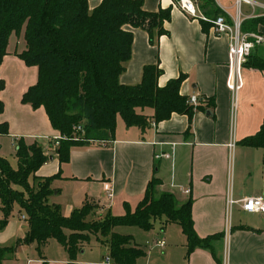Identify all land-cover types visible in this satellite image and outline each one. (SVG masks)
<instances>
[{"label": "crops", "instance_id": "crops-1", "mask_svg": "<svg viewBox=\"0 0 264 264\" xmlns=\"http://www.w3.org/2000/svg\"><path fill=\"white\" fill-rule=\"evenodd\" d=\"M102 1L88 0L90 11ZM142 1L147 12L171 11V20L164 24L169 34L158 36L154 30L151 42L148 32L131 30L132 56L120 82L138 85L144 68L156 64L162 71L158 81L161 88L183 76L181 96L189 99L196 95L200 100L191 119L174 113L170 119L155 123L154 110L147 108L141 111L146 116L145 125L128 127L119 116L114 140L74 147L69 162L61 164L52 144L60 133L52 127L45 108L33 109L22 101L38 81V68L27 66L17 56L25 43L14 35L0 68V81H5L0 93L4 105L0 124H7L9 129L0 138L9 140L14 154L20 140L42 146L50 159L35 176H60L52 182L49 201L59 205L65 217L87 202L99 207V215L123 216L126 205L136 209L153 179L160 181L158 195L171 193L180 204L191 201L195 231L202 240L212 239L210 245L188 254V240L181 226L164 225L165 219L155 222L148 247L140 245L137 231L118 232L117 227L115 232L131 235L134 245L145 251L146 256L136 264H264V210L247 213L242 204L245 198H264V149L242 144L256 135L264 122V71L251 65L235 70L230 38L216 35L210 23L187 16L173 0ZM214 1L221 11L236 16L234 0ZM254 1V6L241 5L243 21L264 17V1ZM206 16L212 18L209 12ZM259 33L264 34V25ZM252 55L264 58V46ZM165 154L170 158H157ZM23 216L16 207L7 226L0 230V249L26 236L28 226ZM160 240L166 242L165 247L157 246ZM52 241L43 248V257L38 254L30 259L36 244L22 245L14 257L0 264H20L24 253L29 258L27 264H71L66 249ZM97 246L106 250L102 261L81 257ZM108 254L106 245L92 243L85 245L75 263L104 264Z\"/></svg>", "mask_w": 264, "mask_h": 264}, {"label": "trees", "instance_id": "trees-1", "mask_svg": "<svg viewBox=\"0 0 264 264\" xmlns=\"http://www.w3.org/2000/svg\"><path fill=\"white\" fill-rule=\"evenodd\" d=\"M200 1L203 13L209 12L212 18L224 13L214 0ZM170 20L169 9L150 13L144 10L142 0H103L93 11L88 0H0V68L11 37L21 38L25 49L17 56L27 66L38 68V81L22 101L33 109L45 108L52 127L62 136L55 150L61 164L69 162L74 147L114 140L119 116L128 127L144 126L146 116L141 111L147 108L154 110L155 123L170 119L174 113L193 117L197 109L188 105L187 98L180 94L184 77L161 88L158 81L162 71L158 64L144 68L138 85L126 86L120 82L132 56L131 30L148 32L153 42L154 30L158 36L169 34L164 24ZM261 25L264 17L245 20L242 31L257 33ZM248 65L264 71V58L251 54L245 66ZM4 89L5 81L1 80L0 93ZM3 111L0 99V114ZM78 128L81 130L77 131ZM8 133V125L0 124V136ZM242 144L264 149V122L260 131ZM16 157L18 167L14 169L0 155L3 214L0 230L7 226L18 207L26 217L28 231L14 245L0 249V263L14 257L22 245L36 244L39 256L43 257V248L54 239L66 249L71 264H76L77 256L91 243L92 237H101L113 264H136L146 256L145 251L134 245L131 235L114 230L134 226L149 232L158 219H165L164 225L181 226L188 240V254L210 245L212 239L202 240L195 231L192 202L180 204L171 193L158 195L157 179L150 182L135 210L126 205L123 216L107 214L102 219L89 220L96 206L87 202L65 217L61 207L49 201L52 182L60 176H35L50 159L42 146L20 140ZM31 180L37 182L36 188Z\"/></svg>", "mask_w": 264, "mask_h": 264}, {"label": "built area", "instance_id": "built-area-1", "mask_svg": "<svg viewBox=\"0 0 264 264\" xmlns=\"http://www.w3.org/2000/svg\"><path fill=\"white\" fill-rule=\"evenodd\" d=\"M234 1L236 2V16H232L223 10L224 13L222 15L210 18L203 13L199 0H173L174 4L187 16L210 23L216 35L228 36L230 38V53L233 59V68L237 70L245 66L256 47L264 46V34L242 31L241 5L248 4L254 6L255 2L253 0ZM199 103V97L196 95L187 99V104L190 106L197 107ZM79 130L81 129L78 128L77 131ZM61 139L62 136H59L53 140L55 141V147H58ZM161 157L170 158V155L165 154L157 158ZM109 198H112V194H109ZM242 204L243 210L247 213H260L264 210V198L261 196L245 198ZM22 219L26 220V217L23 216ZM165 244L164 240L157 242V246L160 248L165 247ZM104 264H113L109 254L105 258Z\"/></svg>", "mask_w": 264, "mask_h": 264}, {"label": "rangeland", "instance_id": "rangeland-1", "mask_svg": "<svg viewBox=\"0 0 264 264\" xmlns=\"http://www.w3.org/2000/svg\"><path fill=\"white\" fill-rule=\"evenodd\" d=\"M254 1V0H253ZM260 1H264V0H260ZM255 2V1H254ZM256 3V2H255ZM17 41L19 42H21L22 41V43L24 42L21 38L19 39L18 37H17ZM4 140V141H3ZM9 140H6L5 138H0V143H1V145H2V149L0 150L1 151V155L5 158V159H7L9 162H10V164H11V166L14 168V169H17V167H18V160H17V157H16V154H14V147L12 146V145H10L9 143ZM32 179V178H31ZM31 184L33 185V187H35L36 188V186H37V182H35V181H32L31 180ZM16 189H19L20 190V188L18 187V188H16ZM94 206H96V205H94ZM96 211H95V214H94V216L92 217V218H90L89 220H94V219H102L101 217H103L104 216V214H102V215H99L98 213H99V207H97L96 206V209H95ZM117 230V228L115 229V231ZM120 230H132V231H137V240H138V242L140 243V245H142L143 247L144 246H146V247H148V243H150V241L151 240H149V239H151L150 237L151 236H153V233L151 232L150 233V231L148 232V231H144L143 229H140V228H138V227H118V232H121ZM157 233V232H156ZM156 233H154V235L156 234ZM98 239V240H97ZM101 241H103V242H105L104 241V239L103 238H101V237H99V238H97V237H92V241H91V243L90 244H88V246H90L92 243H99L100 245L102 244L101 243ZM51 244H58L57 243V241L55 240L54 242L52 241V243ZM49 245L50 246V248H51V250H53V245ZM103 245V244H102ZM105 245V244H104ZM105 253H106V250L104 249V248H102V247H99V246H97V247H94V248H91L89 251H88V253L87 254H84V255H81V257L82 256H84L83 258L84 259H86V260H88V261H102V257L103 256H105ZM47 255V254H46ZM29 257H30V259H35L34 257H38V253H37V251L35 250V254L32 256V253L30 252L29 253ZM29 258H28V256H27V253H24L23 254V257H22V261H21V263L20 264H27V260H28Z\"/></svg>", "mask_w": 264, "mask_h": 264}]
</instances>
